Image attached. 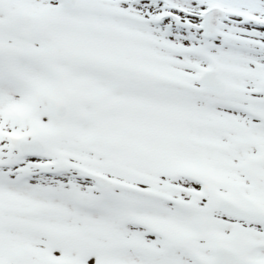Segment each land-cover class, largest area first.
<instances>
[{
	"label": "snow or ice",
	"instance_id": "obj_1",
	"mask_svg": "<svg viewBox=\"0 0 264 264\" xmlns=\"http://www.w3.org/2000/svg\"><path fill=\"white\" fill-rule=\"evenodd\" d=\"M0 264H264V0H0Z\"/></svg>",
	"mask_w": 264,
	"mask_h": 264
}]
</instances>
